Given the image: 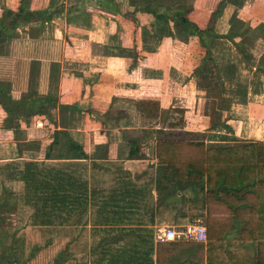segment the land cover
<instances>
[{
    "label": "crops",
    "instance_id": "obj_1",
    "mask_svg": "<svg viewBox=\"0 0 264 264\" xmlns=\"http://www.w3.org/2000/svg\"><path fill=\"white\" fill-rule=\"evenodd\" d=\"M4 1L6 3V0ZM28 1L29 9L39 10L52 5L50 9L56 10V14L43 24L38 20L31 21L24 29L18 30L15 38L0 46V84L15 98L46 95L55 97L59 105L74 107H56L51 111L57 124L55 127L44 116L7 121V115L0 106V209H10L12 197L22 199L24 184L14 178V175L23 169L26 161L45 160V152L52 140L50 133L53 135L57 129L67 131L87 155L86 159L75 160L83 162L81 171L90 184L97 183L95 186L98 187L103 180L101 178L110 171L107 164L112 162H123L128 165L126 167L129 170L134 168L138 172L144 169L146 162L154 170L153 188L152 177L147 179V182L155 196L154 201H157V206L154 207L157 228L159 221L166 223L167 228L175 230L176 227L180 230L194 221V218L178 217L183 201L191 198L185 197L182 192L194 194L192 188H174V194L164 199V192L172 191L173 188H170L171 183L167 181L166 176L158 174L163 172V169L155 158V139L143 138L138 135L141 131H132L135 127L121 125L120 118L113 116L116 110L114 106L120 101L135 103L153 100L159 103L161 110L181 108L187 114L194 110L195 105L203 102V91L199 90L198 86L204 83L202 81L206 79L205 70L210 64L213 67V64L226 62L234 69L235 75L237 69L240 71L241 66L247 65L251 75H257L256 68H264V0H225L226 5L215 17L213 24L214 32L219 34H234L242 30L241 35L234 40L240 49L250 56L249 64L242 60L241 52L224 38H209L207 46L203 47L197 37L189 35L178 22L170 18L156 20L153 14L135 9L149 6L157 14L166 13L168 17L176 9H186L189 11V19L202 28L208 23L211 13L217 10L220 0ZM20 6L11 2L6 5L0 3V19L2 10L15 12ZM245 24H248V33L244 30ZM111 37H116L118 42L111 43ZM245 37L250 39L251 46H247ZM218 42H223V46L216 45ZM258 75L260 77L257 80H260L262 87H254L256 90L248 94L245 117L242 118V114L233 105L232 110H228L227 121L221 120L232 131L228 133L230 137L224 136L221 139L223 144L264 142V75ZM249 79L252 81L251 76ZM225 82L222 80L220 83L219 80L218 83L225 85ZM88 109L101 115L102 120L95 119L87 112ZM253 112H256L255 117ZM137 114L139 118L142 115L141 112ZM246 116L251 120H258V124L253 121V127L246 128L241 120H238H245ZM111 119L117 124L105 126ZM44 131L47 139L49 138L48 142L38 146L36 144H39V141L36 140L40 139L38 136L44 134ZM247 136H250L248 141L237 142ZM131 138L138 140L136 147L143 159L129 157L131 145L128 140ZM212 142L205 141L207 145ZM59 152L67 158L80 157L78 151L66 154L64 147H61ZM92 161L106 164L108 170L103 172L102 169L90 168ZM141 174L137 175V181ZM127 178L125 181H130L129 174ZM147 182L138 184L130 181L136 187H141ZM15 184H20L16 185L20 186L16 194L13 193ZM103 193L106 195V190ZM22 204L23 207H30L24 201ZM95 208L94 218L87 217L88 222L83 224L84 226L92 224L99 227L106 231L105 236H108V231L113 234V227L128 228L129 223L125 222L115 226L102 222L95 224L97 206ZM164 214L169 216L164 217ZM205 214L204 205L203 215ZM100 218L102 219L99 217L97 220ZM29 223L32 227H45L33 225L31 220ZM66 226V223L59 225L63 228ZM234 230L227 235L228 241L235 238L236 227ZM124 237L112 236L106 244L112 246L118 241L124 245ZM154 240L190 241L181 238L156 240V236ZM164 248H160L163 264H179L182 253L188 252L183 248Z\"/></svg>",
    "mask_w": 264,
    "mask_h": 264
},
{
    "label": "trees",
    "instance_id": "obj_2",
    "mask_svg": "<svg viewBox=\"0 0 264 264\" xmlns=\"http://www.w3.org/2000/svg\"><path fill=\"white\" fill-rule=\"evenodd\" d=\"M24 4L28 0H21ZM225 0H220L217 10L211 13L205 27H199L188 17V10L176 9L171 16L157 14L149 6H141L143 10L153 14L156 20L170 18L183 26L187 33L197 37L199 44L206 47L207 39L224 38L231 42L242 54V60L249 64L250 56L240 49L234 40L239 33L219 34L214 32L215 17L225 7ZM52 5L39 10H32L22 5L17 11L7 10L0 19V46L15 38L18 30L33 20L41 24L51 20L56 10ZM257 74L264 75V68L258 67ZM138 111L157 115L159 103L153 100H141L134 103ZM0 106L6 113L7 121L26 120L33 116H44L56 127L51 111L58 107L69 109L73 105H59L52 96H25L15 98L10 91L0 84ZM184 112L182 109H175ZM87 112L97 120L102 116L92 109ZM18 124V123H17ZM17 124L14 125L16 129ZM171 123L169 127L177 126ZM131 145L129 157L141 158L136 144L137 139L128 140ZM155 158L162 167L159 175L166 176L171 183V190L164 192V199L174 194L175 189L192 188L194 197L183 201L178 217L204 218L207 225L206 242L198 241H160L154 240L152 227L118 228L113 227L115 236L132 235L138 240L131 245L108 246L98 248L94 254H103L95 264L101 261L106 264H163L160 248H183L179 264H264V142L251 141L228 146L207 145L204 140H187L174 137L155 139ZM64 147L67 152L78 151V158L60 159L56 163L49 161L50 157L60 155ZM55 151H58L54 154ZM43 161H26L23 169L15 173L14 178L24 184V203L33 209L31 223L39 226H59L64 223L87 224L84 217L87 205L97 206L96 216L102 224L118 225L131 222L129 217L141 203L147 207L151 220L155 218L154 207L157 201H152L153 195L149 183L136 187L130 181H125L128 173H122L116 180L117 187L110 189L105 195L101 188L92 186L81 171L82 161L87 155L78 142L73 140L67 131L55 130L52 140L45 152ZM53 158V157H52ZM59 158V157H58ZM106 164L90 163V168L108 170ZM85 167L83 168V170ZM175 188V189H174ZM206 214L203 215V207ZM76 216V217H74ZM74 217V218H73ZM151 221V222H152ZM141 224V222H139ZM236 227V236L232 240L226 237ZM235 231V230H234ZM117 240V239H115ZM118 241H115V243ZM41 247L29 253L21 261L20 257L0 258L6 264H25ZM35 252V253H34ZM69 254L65 250L57 252L52 264H65ZM161 259V260H160Z\"/></svg>",
    "mask_w": 264,
    "mask_h": 264
},
{
    "label": "rangeland",
    "instance_id": "obj_3",
    "mask_svg": "<svg viewBox=\"0 0 264 264\" xmlns=\"http://www.w3.org/2000/svg\"><path fill=\"white\" fill-rule=\"evenodd\" d=\"M10 2L14 5L18 4L20 6L22 4L26 5V7L29 6V1L24 4L21 0H19V2L16 0H6V3ZM0 3L6 5L4 0H0ZM2 11L4 13L6 10ZM245 25L246 27H244V30L248 33V24ZM241 33L242 30L240 35ZM244 39L248 44L247 46L252 45L249 38L246 39L245 37ZM109 40L113 44L118 42L116 37H111ZM209 43L211 44L210 41ZM222 44L223 42H218L216 45L223 46ZM209 56L211 57L210 53ZM241 68L242 69L240 71H238V69L236 70L237 75H235L234 69H231L226 62L221 63L220 65L213 64V67H211L210 64V67L205 70L206 79L202 81L204 83L198 86L199 90L201 89L203 91V102L199 105H195L193 108L194 110L192 109L193 111L191 110V113L187 112V114H185L184 112L175 111V109L178 108H165L163 109L164 111L157 112L156 116L146 111L143 112L144 114L139 118L137 114L139 112L137 111L138 109H136L137 107L134 103L120 101L115 103L114 109L116 110L113 112V116L120 118L119 121L121 122V125L124 124L125 126L135 127L132 131H141L138 135H141L143 138L156 139L167 136L169 138L174 137L187 140H204L207 142L213 141L208 145H228L220 142L223 141L221 139H223L224 136L226 138L230 137L228 133H232L231 128L223 122L227 121V118H229L228 110L231 111L232 106L235 105V109L242 114V118L245 117L244 113L247 111L245 103L247 102V96H249L248 94H252L253 90H256L254 87H262L260 80H257L260 75L255 74L252 76L253 74L251 75L247 65L241 66ZM249 76L252 77L253 83L249 79ZM219 80L220 83L222 80L226 81L225 85H219ZM255 115L256 112H253L254 117ZM246 117L247 118H245V120L238 118V120H241L246 128L253 127L255 124H252L253 121H256L257 124L259 122L254 118H252L253 120L249 119V116ZM222 119L224 120L221 121ZM115 123L117 124V122L111 119L105 126L113 125ZM171 123H177L178 125L175 127H169ZM38 138H40L39 140H36L39 141V144H36L38 146H40V143L46 145L49 139H47L45 131L44 134L42 133L38 136ZM50 138H52V133H50ZM249 138L250 136H247V138H243L244 140H237V142L248 141ZM55 153H57V151H55L54 154ZM52 157L49 159L52 163H56L60 159H65L63 156H56V154ZM107 165L109 166L110 171L105 174L106 176L101 178L103 180H101L99 185H97L98 187H104L106 192L117 187L116 180L118 177H121L122 173L124 174L125 171L129 174V180L138 184L147 182V179L152 177L151 187L153 188L154 170L152 167H149L146 162L144 169L139 170L140 172L135 171L134 168L129 170L126 167L128 165L123 162H112ZM139 174H141V178L137 181L136 177ZM127 179L128 178L126 176V180ZM96 184L92 183L91 185L95 186ZM16 185L20 184H15L14 194H16V191L20 188V186ZM10 190L12 191V188H10ZM193 192L195 191L193 190ZM152 195V201H154L155 196L153 193ZM182 195H185V197H194L193 193L190 195L189 193L182 192ZM13 198L14 197H12V201H10V205L12 206L10 209H0V256H2V254L4 257H13L17 255L20 257L21 261H24V259L28 257L29 253L35 251L37 247H41V249L39 248L40 250L36 252V254L25 264H52L55 254L60 250H65V253L69 254V259H67L65 264H95L97 259L102 257L103 254L96 255L94 254V251L97 250V247L101 249L103 247L106 248L111 246L107 245L106 242L110 241L112 236L116 235V232L112 231V234L111 231H108V236H105L104 234L106 231L99 229V227H94L92 224H90L91 226H84L82 224L74 226L73 224H69L67 222V226L65 228L59 226L44 228L32 227L29 223L31 220L29 218L33 213L32 208L21 206L23 205L22 201H24L23 197L21 199L22 201ZM138 207L139 209L137 208L134 214L129 217L131 222H125L129 223L128 227H143L144 225H148L149 227H152L154 237L157 234H161V232L167 228V224L159 221L160 219L158 220L160 225L157 228V216L155 215V218L152 221L148 213H145L147 207L144 203H141ZM95 209V206L90 204L87 205V211L84 214V217L91 219L94 218L93 211ZM163 216L166 217L169 215L164 214ZM139 222H141V224ZM190 223H201L205 225L207 230L204 218H194V221ZM176 228V231L179 232V228ZM137 240L138 238H135L132 235H127L124 237V245H131ZM112 245L120 246L122 244L121 242H117ZM0 264H6V262L0 258ZM99 264H106V261H101Z\"/></svg>",
    "mask_w": 264,
    "mask_h": 264
},
{
    "label": "built area",
    "instance_id": "obj_4",
    "mask_svg": "<svg viewBox=\"0 0 264 264\" xmlns=\"http://www.w3.org/2000/svg\"><path fill=\"white\" fill-rule=\"evenodd\" d=\"M176 238L205 242L207 240V230L205 225L201 223H188L181 227L179 232L174 228H166L161 234L156 235V240H174Z\"/></svg>",
    "mask_w": 264,
    "mask_h": 264
}]
</instances>
